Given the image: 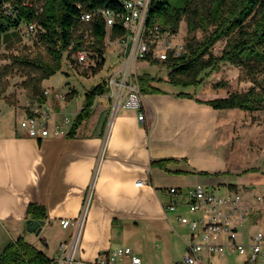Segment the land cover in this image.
Returning a JSON list of instances; mask_svg holds the SVG:
<instances>
[{"label":"crops","instance_id":"0c3cea01","mask_svg":"<svg viewBox=\"0 0 264 264\" xmlns=\"http://www.w3.org/2000/svg\"><path fill=\"white\" fill-rule=\"evenodd\" d=\"M160 78L163 81L154 86L161 92L143 94V122L135 109L122 108L112 116V101L106 93L97 97L90 118L73 136L69 133L84 107L85 95L80 109L69 112L74 115L72 120L66 108L80 93L75 98L67 96L71 100L65 102L56 95L47 97L53 114L51 130L60 127L62 133L44 139L29 137L18 123L17 119L22 118L20 112L31 104L23 102L24 94L15 91L12 103L7 101L8 95L0 97V257L20 237L40 248L37 240L42 234L45 253L50 258L57 256L61 244L68 243L76 230L74 226L64 229L60 222L79 221L93 181L80 238L79 257L83 264H96L99 255L126 247L132 248L143 264L140 254L147 243L164 240L159 229L162 224L170 238L183 244L182 256L174 262L179 264L186 254L185 241L190 237L178 229H186L189 236L190 230L178 218L196 216L183 207L168 214L167 219L166 207L173 201L167 192L171 187L185 191L202 185L226 198L240 194L249 209L256 212V219L264 224V206L255 202L256 188L264 186V172L232 167L224 152V148L229 150L231 140L221 128L231 126L232 110L214 109L206 102L220 96L202 98L198 96L199 89L191 93L193 98L181 97L182 92L167 83L168 75ZM159 160L174 162L163 169L153 165ZM139 181L143 184L138 185ZM30 204L47 210L39 235L28 231ZM247 216L236 225L243 243L251 242L256 234L243 232V227L251 222ZM163 247L162 254L167 259ZM204 260H213L214 264H248L245 256L208 252L202 256V264ZM123 264L133 263L126 258Z\"/></svg>","mask_w":264,"mask_h":264},{"label":"trees","instance_id":"16d2710c","mask_svg":"<svg viewBox=\"0 0 264 264\" xmlns=\"http://www.w3.org/2000/svg\"><path fill=\"white\" fill-rule=\"evenodd\" d=\"M92 6L116 7L118 1L90 0ZM78 11L73 0H47L44 13L29 20L37 23V33L31 39L41 49L36 55H12L11 62L0 66V97L9 85V77L15 71L22 73L25 80L22 87L32 93L34 100L46 102L47 96L43 83L61 71L63 66L76 70L82 77H95L106 72L107 75L97 85L85 93V104L77 115L69 133L73 136L78 127L92 114V107L97 97L108 92L107 79L112 67L111 62L103 58L99 66L85 69L73 58L70 50L73 41L81 39V29H91L96 40L94 47L104 52L103 41L107 29L101 19L94 23L83 24L78 18ZM185 22L187 32L182 37L184 50L179 56L169 53L166 61L148 57L151 64H164L168 67L170 85L181 88H199L211 74L218 72L223 65H230L240 71L242 81H251L254 85L247 91L232 92L226 97L216 98L206 103L217 110L241 109L247 113L264 111V0H152L148 27L159 25L163 31L174 37L180 34L181 24ZM19 28L0 21V32L10 28ZM125 35L122 26L116 27L113 39ZM225 42L219 55L214 54L217 44ZM6 59V58H2ZM67 75L68 72H65ZM263 78L258 80L257 77ZM143 94L161 92L154 86L163 80L150 74L139 75ZM216 88L224 87L217 84ZM75 91H71V97ZM22 94V93H21ZM181 97L193 98L191 93L182 92ZM172 160L154 161L153 165L167 169ZM47 210L44 206L30 204L28 221L44 222ZM50 258L34 243L20 237L12 241L0 257V264H51Z\"/></svg>","mask_w":264,"mask_h":264},{"label":"built area","instance_id":"2783aa9c","mask_svg":"<svg viewBox=\"0 0 264 264\" xmlns=\"http://www.w3.org/2000/svg\"><path fill=\"white\" fill-rule=\"evenodd\" d=\"M150 0H126V7H97L92 6L90 0H73L79 13L78 18L83 24L94 23L101 19L107 29L104 38V52L94 47L96 40L91 29H81V39L70 44V50L78 55V63L86 69L99 66L103 58L111 62L110 57L117 55L112 63V69L107 79L108 95L112 103V116L120 109H135L139 113V121L143 122L145 116L141 113L143 107V93L141 90L138 62L146 61L148 57L159 61H166L169 53L179 56L184 50V44H174V36L163 31L159 25L144 27V9ZM47 0H0V21L15 24L19 22L25 28L24 35L30 40L37 33V23L28 19L40 16L45 11ZM122 9H130L127 21H120ZM118 25H126L124 42H114L113 33ZM110 51V55H109ZM66 93H57L56 96L63 102L67 100ZM49 91H45L47 97ZM22 129L27 131L29 137L44 139L52 134L58 136L62 133L60 127L52 132L51 123L53 114L46 102L35 99L34 103L25 107L21 113ZM69 124V119L66 126ZM143 182L139 181L138 185ZM94 181L86 197L83 211L77 223L68 219L61 220V226L67 229L76 228L68 243L60 246L59 253L53 258L51 264H83L79 257L81 232L86 214L92 198ZM173 201L166 207L165 215L177 212L186 207L195 215V218L180 215L178 221L190 230V238L185 241L186 254L179 264H202V256L208 252L212 255L245 256L248 264L264 263V232L259 231L251 242L243 243L239 240L236 225L245 221L249 214V207L243 202L240 194L229 198L219 197L202 185L182 190L177 187L167 189ZM257 202L264 204V196L256 197ZM126 258L133 264H141V258L134 254L130 247L118 248L99 255L96 264H123Z\"/></svg>","mask_w":264,"mask_h":264},{"label":"rangeland","instance_id":"374dc122","mask_svg":"<svg viewBox=\"0 0 264 264\" xmlns=\"http://www.w3.org/2000/svg\"><path fill=\"white\" fill-rule=\"evenodd\" d=\"M25 28L23 26L16 28H10L5 32H0V66L6 65L11 62L8 58L12 55H36L40 51L38 45H34L28 37L24 35ZM187 32L186 23L183 22L180 27V34L177 37L173 38L174 44L181 43L182 37H184ZM225 46V42H221L216 45L214 48V54L219 55ZM110 55V51H109ZM6 58V59H2ZM111 62H114L117 59V55L110 57ZM64 69L57 72L54 76L44 81V89L49 91L51 94L48 98H51L57 93H63L67 91H75L72 95L75 98L79 93L80 97H76L75 100L66 108L68 112V117L72 120L74 115L69 112H75V110L80 109L83 103V97L85 93L90 90L93 86L99 84L107 73L103 72L98 74L95 77H82L77 75L76 70L68 67L67 65L63 66ZM65 72H68L67 75ZM138 72L140 75L151 74L157 78L164 77L168 75L169 69L164 64H151L148 61H139L138 62ZM240 71L230 65H223L218 72L211 74V76L206 79L205 83L199 88H181L176 87L180 92H190L194 93L199 89L198 96L202 98H211L215 96H228L232 92H243L247 91L254 84L251 81H242L239 78ZM263 78L262 75L257 77L258 80ZM25 80V77L22 73L15 71V74L9 77V85L2 96L8 97L7 101L12 103L16 99L15 91H19L24 94L22 97L23 102L25 103H34V98L29 90H26L22 87V82ZM224 84V87L216 88L217 84ZM14 91V92H13ZM108 93V92H107ZM1 96V97H2ZM68 96V95H67ZM72 97V96H71ZM70 97V98H71ZM72 97V98H73ZM67 98V100H71ZM112 109V108H110ZM231 112V126L221 128V132L228 134L230 145L228 148H224V152L227 154L231 166L238 168L240 170L248 169H260V174L264 172V111L247 113L241 109H229ZM18 123H21V118L17 119ZM224 125L227 123L223 122ZM224 133V134H225ZM253 173H258L255 171ZM258 191L255 193V196H264V186L257 187ZM243 193V192H242ZM241 193V194H242ZM257 194V195H256ZM257 202V200H255ZM257 206H264L261 202L256 203ZM256 209V208H253ZM257 210V209H256ZM256 212H252V208L249 211L248 218H250V223L246 227H243V232L246 235L257 233L258 231L264 232V224L260 223L256 218ZM160 233L164 236L163 242L153 243V241L147 243L146 249L142 251L140 256L142 257L143 264H174L175 260H179L184 250L182 242L179 240H173L170 238V232L164 228V224L160 226ZM185 237H190L186 229H178ZM242 231V228H240ZM43 234L38 237L37 243L41 250L46 252L41 238ZM140 240V239H134ZM173 242H175L173 244ZM170 243L172 246H170ZM135 244V241H134ZM167 251V259H164L165 256L162 254L164 247ZM170 247L172 250L170 252ZM161 257V259H160ZM235 258H232L234 261ZM203 264H214L213 260L205 261Z\"/></svg>","mask_w":264,"mask_h":264},{"label":"bare ground","instance_id":"6f19581e","mask_svg":"<svg viewBox=\"0 0 264 264\" xmlns=\"http://www.w3.org/2000/svg\"><path fill=\"white\" fill-rule=\"evenodd\" d=\"M110 1H118L120 4L116 7H126V0H110ZM152 0L148 1L146 5V9H144V27H148V19H149V11L151 6ZM128 17H130V9H122V12H120V21H127ZM119 26V25H118ZM125 30L126 35V25H120ZM114 42H124V36L119 37L117 39H113ZM73 58L76 61L78 65L83 67L81 64L78 63V55L73 53ZM86 69V67H84Z\"/></svg>","mask_w":264,"mask_h":264},{"label":"water","instance_id":"95a60500","mask_svg":"<svg viewBox=\"0 0 264 264\" xmlns=\"http://www.w3.org/2000/svg\"><path fill=\"white\" fill-rule=\"evenodd\" d=\"M44 222H40V223H32L31 220L27 221V225L29 226L28 231L29 232H34L37 235H39L42 231V226H43Z\"/></svg>","mask_w":264,"mask_h":264}]
</instances>
